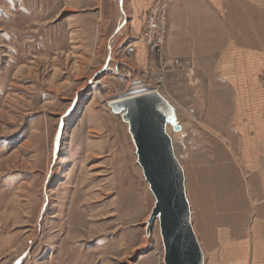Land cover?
<instances>
[{
    "label": "rangeland",
    "instance_id": "obj_1",
    "mask_svg": "<svg viewBox=\"0 0 264 264\" xmlns=\"http://www.w3.org/2000/svg\"><path fill=\"white\" fill-rule=\"evenodd\" d=\"M159 1L167 37L157 54L140 34ZM229 4L264 18V0H0V264H164L154 195L127 122L106 102L136 83L176 109L181 130L167 132L204 264H251L249 251L226 249L236 222L226 98L215 99L216 84L208 96L219 51L243 52V30L257 33L250 11L239 12L251 20L242 28ZM164 57L183 65L167 66L157 87Z\"/></svg>",
    "mask_w": 264,
    "mask_h": 264
},
{
    "label": "crops",
    "instance_id": "obj_2",
    "mask_svg": "<svg viewBox=\"0 0 264 264\" xmlns=\"http://www.w3.org/2000/svg\"><path fill=\"white\" fill-rule=\"evenodd\" d=\"M235 19L238 14L240 27L246 28L248 22L255 24L257 33L252 35L243 30V52L224 45L218 53L219 65L214 68V79H209L208 96L213 97L214 85H218L215 99L226 98L223 154L227 156L225 172L228 186L235 192L232 213L235 223L232 226L234 241L229 243L228 251H249L251 264H264V98L260 85L264 68V18L260 9L249 4H229L223 7ZM246 8V9H245ZM234 12H232V11ZM250 11L242 14L240 11ZM264 16V12H262ZM252 26V27H253ZM239 38V37H238ZM229 42L238 43L239 39ZM227 39H224L226 44ZM258 44V45H257ZM236 59L234 63L230 60ZM216 82H212V81ZM213 83V84H211ZM206 91V89L204 90ZM204 94V100L208 97ZM233 128V131L232 129Z\"/></svg>",
    "mask_w": 264,
    "mask_h": 264
},
{
    "label": "water",
    "instance_id": "obj_3",
    "mask_svg": "<svg viewBox=\"0 0 264 264\" xmlns=\"http://www.w3.org/2000/svg\"><path fill=\"white\" fill-rule=\"evenodd\" d=\"M128 124L137 162L154 195L149 222L158 220L164 264H203L204 253L190 220L185 177L167 132L181 130L175 107L160 92L150 91L109 103Z\"/></svg>",
    "mask_w": 264,
    "mask_h": 264
},
{
    "label": "built area",
    "instance_id": "obj_4",
    "mask_svg": "<svg viewBox=\"0 0 264 264\" xmlns=\"http://www.w3.org/2000/svg\"><path fill=\"white\" fill-rule=\"evenodd\" d=\"M165 7L166 4L163 1L156 2L155 5H152L146 16L145 23L140 34V39H143L145 41L147 47L149 48V51L152 53H161L162 46L164 45L167 37ZM125 51L128 55L134 53L135 43L128 44ZM163 61L164 62L161 65L158 77L156 79L157 87L161 86L163 82L164 72L167 66L181 67L183 65V60L177 57H164ZM186 63L189 64V61H187ZM124 73L126 76L131 75V72L129 70L125 71ZM260 85L264 98V73L260 78Z\"/></svg>",
    "mask_w": 264,
    "mask_h": 264
},
{
    "label": "bare ground",
    "instance_id": "obj_5",
    "mask_svg": "<svg viewBox=\"0 0 264 264\" xmlns=\"http://www.w3.org/2000/svg\"><path fill=\"white\" fill-rule=\"evenodd\" d=\"M150 91H157V90H155L154 88H146L143 85L136 83V84H133V86L127 92L122 93L120 95H116V96L110 97L106 102H107V104H109V103L118 101V100L124 98L125 95L129 96L131 93H132L131 95H135L137 93L140 94V93L150 92ZM157 92H159V91H157ZM189 208H190V206H189ZM190 220H191V218H190ZM202 263L204 264V260H203Z\"/></svg>",
    "mask_w": 264,
    "mask_h": 264
}]
</instances>
